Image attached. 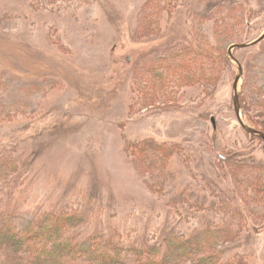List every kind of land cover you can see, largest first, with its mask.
<instances>
[{
	"label": "rangeland",
	"instance_id": "374dc122",
	"mask_svg": "<svg viewBox=\"0 0 264 264\" xmlns=\"http://www.w3.org/2000/svg\"><path fill=\"white\" fill-rule=\"evenodd\" d=\"M263 35L264 0H0V150L29 170L2 187V210L21 224L87 216L86 235L131 244L211 220L222 233H205L203 249L214 251L252 214V246L234 251L264 264V140L240 119L241 65L226 57ZM235 53L241 92L262 112L264 41ZM192 182L217 191L219 208L167 230L195 197L174 189Z\"/></svg>",
	"mask_w": 264,
	"mask_h": 264
},
{
	"label": "trees",
	"instance_id": "16d2710c",
	"mask_svg": "<svg viewBox=\"0 0 264 264\" xmlns=\"http://www.w3.org/2000/svg\"><path fill=\"white\" fill-rule=\"evenodd\" d=\"M226 57L227 60L235 63L236 60L232 55L226 53ZM246 95L245 92L242 93L243 111L246 110L251 120L264 131V108L261 109L262 112L250 110ZM252 135L264 140L258 134L252 133ZM147 143H151L154 147L158 145L156 141H147ZM228 158L230 157L228 156ZM24 168L16 166L14 158L7 157L0 150V190L13 183L16 176L26 177L29 170L26 166ZM222 177L223 175H221ZM206 179L208 180V178ZM209 183L213 182L208 180L206 185L208 186ZM190 185L192 186L183 188L179 186L180 191H177L178 188L174 189L184 197L186 195L190 197L193 194L195 197L190 201H194V203L180 201L175 214L172 213L171 216L170 213L168 216L171 222L167 224V230L171 229L175 222L182 220L183 217L192 216L195 218L202 210L215 211L219 208L221 195L217 191L211 192V189L208 190L209 187H200L193 182ZM215 187H217V182ZM263 191L264 185L260 189V192ZM0 192L3 194V191ZM230 195L234 198V202L241 201L232 192ZM174 197L179 198L178 195ZM8 202L5 196L0 197V264H242V260L236 257L234 249L237 244L239 247L252 246L250 239L253 236L250 235L255 227L254 222L249 220L251 214L245 218L244 228H242L243 230L249 227V230H241L236 232L239 235L234 236L230 232L222 235L226 244L221 251L203 249L208 241L205 238V233L210 236L216 235V237L222 233L219 223H211V220L201 224L203 229L198 228L192 234H171L164 241H161L160 237H155L152 241L138 239L133 242L134 244H131V241L127 240L122 232L86 235L83 228L84 225L90 223V218L72 213L50 214L21 224L22 222H18L13 215L10 216L7 210H2L4 205L10 206ZM74 228L80 229L78 231L80 233L76 230L73 231Z\"/></svg>",
	"mask_w": 264,
	"mask_h": 264
},
{
	"label": "water",
	"instance_id": "95a60500",
	"mask_svg": "<svg viewBox=\"0 0 264 264\" xmlns=\"http://www.w3.org/2000/svg\"><path fill=\"white\" fill-rule=\"evenodd\" d=\"M262 41H264V35L262 37H260L259 39L253 41V42H249V43L246 42V43H238V44H235L232 47V56L234 57V59L236 61L239 62V64L241 65V70H242V73L239 75V77L237 79V82H236V90H237L236 101H237V110H238V113L240 115V119H241L243 125L246 127V129L250 133L258 134V135H260L261 137L264 138V131L261 130V129H259L258 127H255V126L249 124L246 121V119L244 118L243 104H242L241 83H242V80H243V78L245 76V73H246V67H245L244 62L235 53V49H238V48H247V47H250L252 45H257V44L261 43Z\"/></svg>",
	"mask_w": 264,
	"mask_h": 264
}]
</instances>
